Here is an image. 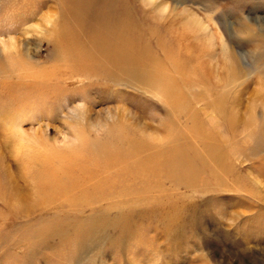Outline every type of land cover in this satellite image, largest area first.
Returning <instances> with one entry per match:
<instances>
[{
  "label": "rangeland",
  "instance_id": "obj_1",
  "mask_svg": "<svg viewBox=\"0 0 264 264\" xmlns=\"http://www.w3.org/2000/svg\"><path fill=\"white\" fill-rule=\"evenodd\" d=\"M72 1L0 0V264H264V0Z\"/></svg>",
  "mask_w": 264,
  "mask_h": 264
},
{
  "label": "bare ground",
  "instance_id": "obj_2",
  "mask_svg": "<svg viewBox=\"0 0 264 264\" xmlns=\"http://www.w3.org/2000/svg\"><path fill=\"white\" fill-rule=\"evenodd\" d=\"M64 1H68V5L71 4V8H75V5L76 4L75 2H73L72 0H64ZM105 6V5H104ZM69 6L67 8V10H69ZM72 9V10H73ZM76 9V8H75ZM100 10H103L102 8H100ZM67 12V11H66ZM88 15H89V12H88ZM192 20L195 22H198L197 24L199 25V21L196 19V18H192ZM108 21V20H107ZM119 21V20H118ZM111 23V22H110ZM197 25H189L188 28L193 30V31H196L195 27ZM67 26H60V28H66ZM198 27V26H197ZM70 28V27H68ZM67 28V29H68ZM82 31L85 32V30L83 29ZM185 31V30H184ZM119 34V33H118ZM72 37L70 38H61V39H57V40H54V43L55 45L57 46V53L58 54H65V55H68L69 54V58L67 61L69 62H73L75 61L76 59L80 58V55L83 54V51H84V47L83 46H78V45H74L75 43H73V39L71 40ZM108 44V43H107ZM106 44V45H107ZM96 46H92L93 49L95 48L97 51H99L102 56H105L106 57V60H104V65L106 66H116L117 69H119V42L116 41V42H110L109 45L107 46H104L103 44V49L101 46H99L98 44H95ZM101 47V48H99ZM201 47V46H200ZM165 51V50H164ZM117 53V54H116ZM168 53V52H167ZM170 53V52H169ZM130 54V53H129ZM170 55V54H169ZM109 58H108V57ZM166 56V55H165ZM148 57V56H147ZM60 60V59H59ZM122 60V59H120ZM136 63V62H135ZM24 64V63H23ZM28 65V64H26ZM138 66V65H137ZM23 67H25V64L23 65ZM54 67V66H53ZM86 67V65H85ZM149 67V66H148ZM162 67V66H161ZM87 68V67H86ZM152 68V67H151ZM154 68V67H153ZM57 69V68H56ZM159 69V67H158ZM140 72L141 74L139 75L140 77L139 78H142L144 80H150L151 77L149 75H147V73L145 72L146 70L144 69V67H140ZM159 71V70H157ZM148 72V71H147ZM116 73V72H114ZM66 75L62 78L61 76L60 77H57V74H53L51 71H44V72H37V73H34V74H30L28 79H31V81L29 82H25L23 81L22 84H23V87H24V91L25 90H28L29 93L26 95V96H22V97H14L12 98L13 99V102L15 103V105H18L17 107H21V106H26V107H30V106H35V107H38L40 106L41 104L43 103H46V102H51V100L55 99V97L62 91H64V89L62 88L61 86V82H64L66 81L67 79H70V78H73V77H77V76H84V75H87V73H83V72H77L76 70L74 71V74L71 72H66L65 73ZM149 76V78L147 77ZM27 77V76H26ZM26 77L24 79H26ZM112 78H115L117 79V75L115 74H112L111 75ZM20 78V77H19ZM23 77H21L22 79ZM133 78V77H132ZM19 81L21 82V80L19 79ZM19 82V83H20ZM18 83V84H19ZM66 83V82H64ZM171 84V83H170ZM16 86V85H14ZM22 87V85H20ZM163 87V86H162ZM17 88V87H16ZM166 88V86H165ZM15 90V87L12 89V91ZM164 90V89H163ZM168 90V88H167ZM159 91V90H158ZM166 92V90H164ZM169 91V90H168ZM170 93V92H169ZM10 94V93H9ZM164 96H166L164 93H163ZM162 95V96H163ZM169 95V94H168ZM16 96V95H15ZM172 96V95H171ZM174 96V95H173ZM165 98H168V97H165ZM41 103V104H38V103ZM14 115V114H13ZM14 118V117H13ZM22 118V116H21ZM39 138H36L35 140H37ZM34 140V141H35ZM21 141V140H20ZM22 142V141H21ZM37 141H35L36 143ZM40 142V141H38ZM43 142V141H42ZM39 144V143H38ZM40 145V144H39ZM41 147L43 145H40ZM24 147V146H23ZM43 155V153H42ZM49 159V158H47ZM44 163V162H43ZM39 164V163H38ZM47 165V164H45ZM44 167V166H43ZM63 176V175H62ZM72 177V176H71Z\"/></svg>",
  "mask_w": 264,
  "mask_h": 264
}]
</instances>
